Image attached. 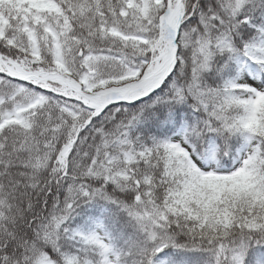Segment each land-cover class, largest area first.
<instances>
[{"label": "snow or ice", "instance_id": "1", "mask_svg": "<svg viewBox=\"0 0 264 264\" xmlns=\"http://www.w3.org/2000/svg\"><path fill=\"white\" fill-rule=\"evenodd\" d=\"M0 264H264V0H0Z\"/></svg>", "mask_w": 264, "mask_h": 264}]
</instances>
